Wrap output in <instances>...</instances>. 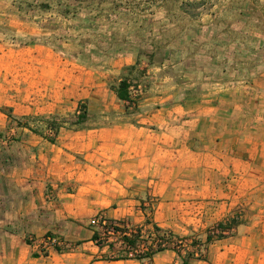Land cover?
Returning <instances> with one entry per match:
<instances>
[{
  "label": "crops",
  "instance_id": "0c3cea01",
  "mask_svg": "<svg viewBox=\"0 0 264 264\" xmlns=\"http://www.w3.org/2000/svg\"><path fill=\"white\" fill-rule=\"evenodd\" d=\"M260 55L249 54L250 92H264ZM118 59L133 67L142 55ZM241 61L240 54H168L150 66L146 102L130 114L103 71L50 45L0 41V264H147L109 260L95 245L88 223L100 212L199 236L204 258L189 264H264V123L241 113L248 105L238 98ZM71 98L87 101L89 115L113 117L61 131L54 143L20 126ZM234 217L229 237L207 241ZM45 235L75 249L39 257L28 238ZM178 263L168 251L150 262Z\"/></svg>",
  "mask_w": 264,
  "mask_h": 264
},
{
  "label": "rangeland",
  "instance_id": "374dc122",
  "mask_svg": "<svg viewBox=\"0 0 264 264\" xmlns=\"http://www.w3.org/2000/svg\"><path fill=\"white\" fill-rule=\"evenodd\" d=\"M0 41L6 45H50L86 68L103 71L113 91L127 78L138 107L147 99L150 66L161 64L168 54H240L242 89L238 98L248 103L241 113L258 125L264 123V92L245 89L250 83L249 54H264V2L0 0ZM120 54H141L142 59L133 67H122L118 62ZM260 57L264 67V56ZM83 104L88 105L87 101L71 98L58 111L27 118L19 124L34 134L56 140L57 135L48 128L54 116L66 120L60 132L108 123L113 117L107 111L103 116L109 119H100L92 111L88 125L73 127V114ZM138 107H130L128 113H139Z\"/></svg>",
  "mask_w": 264,
  "mask_h": 264
},
{
  "label": "built area",
  "instance_id": "2783aa9c",
  "mask_svg": "<svg viewBox=\"0 0 264 264\" xmlns=\"http://www.w3.org/2000/svg\"><path fill=\"white\" fill-rule=\"evenodd\" d=\"M232 221L238 223L239 218L226 221L223 223L224 228H212L208 233L211 241L229 237L234 227ZM149 225L138 227L126 221L113 220L105 212L98 213L88 223L94 234L93 242L98 247L108 249L109 259L112 261H140L150 264L155 256L167 251L178 256V264H189L193 259L204 258L206 244L199 236L180 237ZM28 244L34 254L42 258L75 249L73 244L58 235L31 237L28 238Z\"/></svg>",
  "mask_w": 264,
  "mask_h": 264
},
{
  "label": "trees",
  "instance_id": "16d2710c",
  "mask_svg": "<svg viewBox=\"0 0 264 264\" xmlns=\"http://www.w3.org/2000/svg\"><path fill=\"white\" fill-rule=\"evenodd\" d=\"M256 3H263L262 0H252ZM131 88L132 84L130 83L129 79H124L120 82L118 87L114 88V92L116 93L119 100L125 103L126 110L130 107H135L137 109L138 107V101H134L131 96ZM88 108L86 105H81L77 108L75 113L73 114V117L75 118V121L71 124L73 127H81L86 124L88 121ZM66 124V120L64 118H61V116H54L52 118V121L48 123V128L50 131H53L56 135L60 132V130L64 127ZM50 142L54 143L55 140H49ZM235 221H232V224L235 225ZM218 228H224V224L220 223L217 225ZM208 242H211V237H208Z\"/></svg>",
  "mask_w": 264,
  "mask_h": 264
}]
</instances>
